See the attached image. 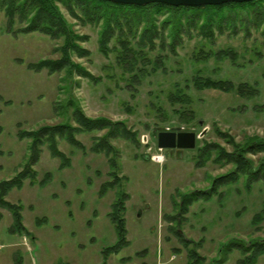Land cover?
<instances>
[{
    "label": "rangeland",
    "instance_id": "374dc122",
    "mask_svg": "<svg viewBox=\"0 0 264 264\" xmlns=\"http://www.w3.org/2000/svg\"><path fill=\"white\" fill-rule=\"evenodd\" d=\"M59 8L76 33L88 36L81 45L89 50V56L73 54L72 59L94 78H64L65 71L29 69V62L59 58L56 48L64 39L36 31L18 33L17 28L26 24L19 18L8 32L0 9V179L13 176L25 160L27 140L17 138L19 125L30 129L65 120L54 111L57 101L64 105L73 98L90 117L124 120L139 140L138 145L124 138L112 140L120 150L118 174L126 177L120 179V186L129 195L125 202L129 244L103 261L102 247L116 240L107 217L116 192L110 189L103 196L98 192L108 179L109 168L105 155L93 153L89 147L92 136L102 132L81 133L77 137L85 152L59 140V148L71 159L65 168L59 169V159L42 147L34 167L38 180L50 172L45 186L31 185L26 179L20 189L6 195L7 200L22 205L23 223L31 236L10 234L11 215L0 208V264H187L189 247L205 257L201 264H236L242 257L238 250L228 255L219 250L233 238L248 242L264 237V216L252 223L264 205V183L256 182L249 190L242 180L221 186V196L195 201L186 213H181L177 204L183 193L206 189L213 177L232 168L210 160L195 166L198 144L218 142L232 149L216 128L240 143L251 137L264 139V39L261 28L252 24L253 14L247 18L248 33L239 30L231 35L225 31L216 34L213 44L184 35L175 51L156 47L147 52L145 62L122 67L117 62V49L107 55L99 51L98 26L81 24L62 4ZM114 44L111 40L110 46ZM200 46L212 50L232 47L237 62L213 57L196 61L192 55ZM158 55L165 57L154 64ZM198 71L235 84L245 82L257 90L256 94L241 97L235 91L188 87L195 119L180 122L173 113L178 105L172 106L167 94L176 84L183 87ZM164 130L194 131L195 147L181 152L160 149L157 133ZM248 157L258 164L264 160V152ZM36 218L46 222L37 224ZM255 264H264V256Z\"/></svg>",
    "mask_w": 264,
    "mask_h": 264
},
{
    "label": "trees",
    "instance_id": "16d2710c",
    "mask_svg": "<svg viewBox=\"0 0 264 264\" xmlns=\"http://www.w3.org/2000/svg\"><path fill=\"white\" fill-rule=\"evenodd\" d=\"M62 4L66 10L81 24L98 26L97 41L100 52L105 55L111 50L117 51V62L122 67L135 66L148 60L147 52L169 48L172 52L183 42V36L200 37L213 44L216 34L228 31L236 35L239 30L249 31L247 22L253 14V26L261 28L264 39V0H250L245 2H225L222 4H207L200 6L178 5L173 6L161 2L145 5L122 4L108 0H0V9L7 19L6 28L12 32L15 19L25 22L16 32H40L51 38L63 37V44L56 48L60 52L59 58H40L29 62L27 67L34 71L46 69L49 73L65 71L64 78L69 75H79L88 79L94 78L81 64L74 62L72 55L77 57L89 56V50L81 45L88 39L87 35L76 33L72 24L67 21L59 8ZM17 16V17H16ZM15 31V30H13ZM111 40L115 44L111 47ZM165 56L158 55L154 64H160ZM229 59L235 64L238 55L234 48H220L217 50L205 49L200 46L193 53L196 61ZM193 87L201 91L215 89L219 91H235L241 97H250L256 94V89L245 82L235 84L230 79H215L204 76L199 71L195 73L182 87L179 84L167 94V100L172 105L173 113L180 122L189 123L195 119V112L191 108L192 98L187 88ZM1 99V98H0ZM54 111L65 116V120L54 124H42L35 128L18 126L16 136L20 140H27V150L24 162L20 169L8 179H0V208L9 211L11 224L8 227L10 234L31 236L23 223L21 214L22 205L6 199L8 192L14 188L20 189L24 180L29 184L40 187L50 179V172H45L38 180L35 164L38 162L42 147L46 146L52 157L59 159V169L70 164V156L59 148V140L66 141L71 147L85 152V145L77 137L81 133L101 131L92 136L89 147L93 153H103L108 164V179L99 187V195L103 196L108 190L114 189L115 196L111 202L107 217L112 223L116 240L101 249L103 261L110 254H117L129 244L127 239L125 202L128 193L120 186V150L113 143V139L124 138L135 145L139 144L138 133L132 130L124 120H111L106 117H90L84 113L80 104L68 99L64 105L59 101L54 103ZM217 134L232 147L228 150L218 142H203L196 146L197 158L195 166H202L207 161L219 165H232V168L223 174L213 177L206 189H193L183 193L178 202L181 213H186L188 207L200 199L210 200L213 195L221 196L218 192L221 186L243 181L244 187L249 190L256 182L264 183V160L258 164L249 158V154L264 152V139L251 137L240 143L236 142L231 134L216 128ZM264 205L254 214L252 223L262 221ZM2 213L0 212V220ZM46 222L45 218H36V223ZM233 249L238 250L242 257L236 264H255L259 256H264V237L259 239L236 240L233 238L223 245L219 252L228 255ZM219 253V254H220ZM187 264H201L205 257L200 255L196 248H187Z\"/></svg>",
    "mask_w": 264,
    "mask_h": 264
},
{
    "label": "water",
    "instance_id": "95a60500",
    "mask_svg": "<svg viewBox=\"0 0 264 264\" xmlns=\"http://www.w3.org/2000/svg\"><path fill=\"white\" fill-rule=\"evenodd\" d=\"M115 3L145 5L153 2H161L173 6L188 5L200 6L207 4H222L225 2H245L250 0H108ZM197 135L194 131H159L157 133V146L160 149H191L195 147Z\"/></svg>",
    "mask_w": 264,
    "mask_h": 264
},
{
    "label": "crops",
    "instance_id": "0c3cea01",
    "mask_svg": "<svg viewBox=\"0 0 264 264\" xmlns=\"http://www.w3.org/2000/svg\"><path fill=\"white\" fill-rule=\"evenodd\" d=\"M3 247V244H0V248H2Z\"/></svg>",
    "mask_w": 264,
    "mask_h": 264
},
{
    "label": "flooded vegetation",
    "instance_id": "af4514ba",
    "mask_svg": "<svg viewBox=\"0 0 264 264\" xmlns=\"http://www.w3.org/2000/svg\"><path fill=\"white\" fill-rule=\"evenodd\" d=\"M176 149V148H175ZM178 149H176V151H177Z\"/></svg>",
    "mask_w": 264,
    "mask_h": 264
}]
</instances>
